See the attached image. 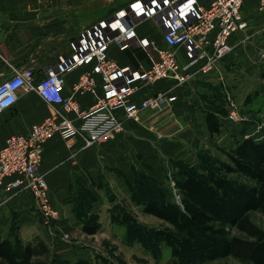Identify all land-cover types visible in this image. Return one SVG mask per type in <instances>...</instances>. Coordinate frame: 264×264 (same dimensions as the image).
Segmentation results:
<instances>
[{
  "label": "crops",
  "instance_id": "obj_1",
  "mask_svg": "<svg viewBox=\"0 0 264 264\" xmlns=\"http://www.w3.org/2000/svg\"><path fill=\"white\" fill-rule=\"evenodd\" d=\"M130 1L0 0V82L14 75L16 69L25 67H31L36 80L40 81L51 63L59 56L71 53L70 40L79 31L126 7ZM249 2L251 7L247 4ZM259 11L262 10L259 9L258 0L245 1L248 28L232 35L230 42L233 50L223 59L217 71L207 75L198 74L180 86L172 78H165L153 85L142 83L132 96V99L140 100L157 91L172 89L178 99L171 107L161 111H142L139 120L125 118L120 110L124 130L115 139L88 148H82L80 139L67 141L59 134L48 139L43 146L40 172L48 182L56 207L59 209L60 204H68L71 207L70 216L75 217L74 197L82 188L95 192L101 186L107 187L111 171L116 173L115 183L123 189L124 186L128 187L127 182L133 183L138 168L153 178H162V159L176 158L191 165L197 162L198 152L210 149L212 141L223 134L225 120L231 121L229 101L227 117L207 107V103H216V97L206 95L209 87H222L228 91L227 81H230L227 76H233L236 63L243 64L244 70L251 76L260 75L264 84V69L259 58L264 40L259 39L260 36L251 27L260 16ZM134 28L139 38H148L159 47H166L163 29L157 19L142 20ZM173 51L181 64L187 63L183 47H173ZM178 52H182L184 61ZM108 54L122 67L131 65L143 71L152 64L151 49L137 44L126 50H120L113 44ZM88 69H92V65L70 69L62 78L63 95L75 99L81 111L89 110L103 92L99 75H96L93 90L81 91L76 88L81 74ZM60 108V105L45 101L35 88H21L17 102L0 112V149L8 137L14 134L28 135L34 124L43 122ZM211 112L217 114L222 122L219 134L210 135L206 127V116ZM66 115L76 124L81 121L75 112H67ZM257 130L254 126L253 132L245 136L258 133ZM15 230L19 231L25 243L40 239L48 245L44 238L49 239L54 250V233L43 223L30 191H6L0 188V238H9ZM56 243L59 245L60 240H56Z\"/></svg>",
  "mask_w": 264,
  "mask_h": 264
},
{
  "label": "built area",
  "instance_id": "obj_2",
  "mask_svg": "<svg viewBox=\"0 0 264 264\" xmlns=\"http://www.w3.org/2000/svg\"><path fill=\"white\" fill-rule=\"evenodd\" d=\"M245 1L132 0L126 7L79 31L70 40L71 53L61 55L51 63L40 81L36 80L31 67L16 69L14 75L0 82V112L17 102L23 87L35 88L45 101L61 108L43 122L34 124L28 135L8 137L0 149V188L6 191L29 190L43 223L54 236L57 235L60 229L54 227V222H58L60 212L44 174L40 172L44 143L55 134L67 141L80 139L82 148L107 143L124 130L120 110L125 118L139 120L142 111H161L171 107L178 99L172 89L157 91L140 100H134L132 96L142 83L153 85L172 78L180 86L198 74L217 71L233 50L232 35L248 28ZM258 4L264 10V0H258ZM145 19L160 22L165 48L153 40L138 37L134 25ZM113 44L120 50L129 49L134 44L150 48V68L142 71L131 65L120 66L108 54ZM178 46L184 49L186 64H181L173 51V47ZM259 58L264 69V51H260ZM85 65H92V69L81 74L76 88L93 90L96 75H99L103 92L89 110L81 111L75 99L63 95L62 78L68 70ZM228 100L231 121L249 120L230 96ZM67 112L77 113L80 123L70 119ZM263 128L258 126V129ZM62 236L66 242L70 241L69 235Z\"/></svg>",
  "mask_w": 264,
  "mask_h": 264
},
{
  "label": "trees",
  "instance_id": "obj_3",
  "mask_svg": "<svg viewBox=\"0 0 264 264\" xmlns=\"http://www.w3.org/2000/svg\"><path fill=\"white\" fill-rule=\"evenodd\" d=\"M262 76L264 78V72ZM253 97L249 96L246 103ZM205 124L210 135L221 132L222 122L217 114L209 113ZM253 130L244 124L235 144L225 149L228 159L219 162L223 172L208 167L201 173L193 165L179 160L178 200L152 197L148 193L149 187H142L141 211L162 221L147 232L146 242L150 248L168 247L172 256L183 264H198L227 256L264 264V230L250 219L252 211L264 213V133L245 137ZM109 215L112 223L125 228L127 243H133L139 237L141 223L132 209L116 205L109 209ZM101 228L98 211L84 214V233L94 235ZM234 228L248 237L233 234ZM47 253L49 248L43 240L25 243L18 230L9 238H0V264H34L36 257ZM55 264L110 262L97 256L96 259L55 261Z\"/></svg>",
  "mask_w": 264,
  "mask_h": 264
},
{
  "label": "rangeland",
  "instance_id": "obj_4",
  "mask_svg": "<svg viewBox=\"0 0 264 264\" xmlns=\"http://www.w3.org/2000/svg\"><path fill=\"white\" fill-rule=\"evenodd\" d=\"M247 4L249 7L252 5L250 2ZM259 9L261 8L259 7ZM259 12L260 16L254 20L251 27H253L252 31H256L260 36L259 39L263 41L264 10ZM261 51H264V48ZM178 54L181 60L184 61L182 52H178ZM235 67V70H232L233 76H227L230 81V83L227 81L228 91L222 87H209L210 90L207 91L206 95L216 97V103H207V107L221 113L222 117H227L229 114V94L233 98L234 103L238 105L239 111H242L249 118V120L244 122H251L248 124L243 121L233 122L228 119L225 120L223 134L212 141L213 145H211L210 149L200 150L197 162L195 161L192 164L201 173L205 172L208 167H213L218 172H223L219 162L228 159L225 149H229L235 144V140L239 137V131L244 124L248 129H254V126L258 128L259 125L264 127L263 79L260 75L251 76L244 70V66L241 63H236ZM249 96L254 97L249 103H246ZM209 98L208 101H210ZM202 100L205 102L204 99ZM263 129H258L257 132L262 134L264 133ZM179 162V159L176 158L162 159L164 176L160 179L158 178L159 180L138 168L139 170H137V173L135 172L133 183L127 182L128 187L124 186L123 189H120L121 187L115 183L114 177L116 173L114 171L109 173L110 180L108 178L107 187L101 186L97 190L95 189V192L90 188H82L73 199V214L75 217L70 216L71 207L68 204L59 205L60 217L57 223L54 222V227H58L60 232L54 236V250L51 247V241L44 238L50 247V251L45 255L36 257L34 264H55V261H73L77 258L96 259L97 256L107 258L110 264H183L172 256L170 248L162 246L160 249L153 250L147 245V232L151 228L159 226L162 221L153 215L143 213L140 206V202H142V199L140 200V191H143L142 187H149L148 193L152 197H167L178 200L177 184L180 179L179 173L181 169L178 165ZM116 205L132 209L141 223L142 230H140L139 237L133 243L126 242L125 228L112 223L110 220L109 209H113ZM93 210L100 212L103 226L95 235H88L81 230V225L84 214ZM250 219L257 227L264 230L263 212H250ZM63 234L69 235L70 241L66 242L63 240L61 238ZM233 234L248 237L236 228L233 229ZM58 239L60 240L59 245L56 243ZM198 264L253 263L242 261L234 256H227Z\"/></svg>",
  "mask_w": 264,
  "mask_h": 264
}]
</instances>
